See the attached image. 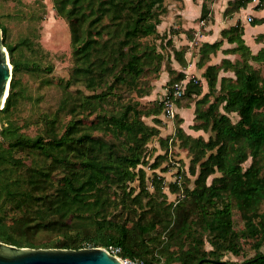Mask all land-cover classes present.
Returning <instances> with one entry per match:
<instances>
[{
	"label": "trees",
	"instance_id": "trees-1",
	"mask_svg": "<svg viewBox=\"0 0 264 264\" xmlns=\"http://www.w3.org/2000/svg\"><path fill=\"white\" fill-rule=\"evenodd\" d=\"M252 1L230 3L225 15ZM54 5L70 28L73 66L70 79L58 83L57 109L35 119V135L25 133L16 118L20 105L35 101L21 74L50 73L49 54L32 30L10 44L9 30L0 21L12 65L9 95L0 109V242L31 249L115 246L121 257L146 264H264L260 252L240 263L223 259L226 253L240 255L243 240L255 239L258 250L264 244V79L254 67L264 64V49L252 54L240 23L224 30L222 37L236 44L226 53L241 59L208 66L203 74L208 93L190 81L177 102L195 103L193 129L210 132V137L187 135L176 117L175 135L164 139L145 122L163 114L162 103L140 100L151 94L163 66L170 76L167 87L186 78L173 69L171 55L161 51L164 42L172 46L157 29L165 0H54ZM208 12L204 4L200 19ZM263 23L264 18L253 21ZM221 46L222 41L204 44L198 66ZM171 50L186 67V48ZM222 70L234 77L220 79ZM155 137L165 154L149 166L151 192L144 167ZM170 142L187 151L188 174L195 177L194 187L181 191V178L186 184L191 179L178 166L171 187L180 195L173 203L164 192V178L155 172L168 162ZM166 167L160 171H171V164ZM136 181L138 192L131 186ZM235 210L243 229L234 227ZM45 233L55 235L53 240L40 242Z\"/></svg>",
	"mask_w": 264,
	"mask_h": 264
},
{
	"label": "rangeland",
	"instance_id": "rangeland-1",
	"mask_svg": "<svg viewBox=\"0 0 264 264\" xmlns=\"http://www.w3.org/2000/svg\"><path fill=\"white\" fill-rule=\"evenodd\" d=\"M0 21L9 30V43L15 44L20 38L27 36L30 31L38 35V39L42 47L49 54L48 63L52 68L51 72H43L38 76H32L31 73L21 74L23 84L27 88V94H29L32 100H27L26 103L20 105L16 118L20 125L23 126V131L29 135H35L38 133V126L35 125V119L40 113L43 112H54L57 109L59 99L61 98V89L59 82L68 81L71 76L73 58H72V47H71V33L70 28L66 20L61 18L54 5V0H0ZM150 42H153L150 39ZM157 45L160 43L157 41ZM163 47H172L171 45ZM159 49V48H158ZM165 54H170L169 50L166 49ZM12 66V65H11ZM254 67L260 69L262 77L264 79V64H254ZM159 80V79H158ZM158 80L152 82L154 89L148 97L140 100L144 105L153 103H159L162 95V89L164 85L156 86ZM77 88L72 87V90ZM86 94L89 92L85 91ZM137 98V97H135ZM233 121L238 118L236 115H231ZM92 118H89L90 121ZM69 118L64 121L61 128V132L66 129V123L69 122ZM151 118H146L145 122L149 125ZM206 138L208 136L206 135ZM184 151V150H183ZM165 150L160 146L159 137L152 139L148 146V153L146 161L149 162L144 169L147 172V186L151 192L154 191L152 186L153 171L149 169L150 164L154 162L155 157L164 155ZM186 152V151H185ZM168 162L162 163L160 168L155 172L162 178H164L163 189L167 194L168 202H176L180 194L173 193L172 185L176 184V170L178 166L188 174L190 166V156L177 151V148L168 152ZM167 164H171V171L162 172L161 168H165ZM179 164V165H178ZM250 164L248 161L245 164L247 167ZM167 168V167H166ZM189 175V174H188ZM190 176V175H189ZM191 181L189 184L183 183L185 179L180 180L179 185L181 191L187 188H193V181L195 177H189ZM183 180V181H182ZM212 177L208 180L210 183ZM134 188L139 189V182L131 184ZM181 193V192H180ZM182 195V193H181ZM234 227L238 230L244 228V223L237 210L234 211ZM55 235L53 234H42L39 237L40 242H50L53 240ZM257 241L255 239H247L242 241V251L240 255H234L226 253L224 256L225 261L230 262H243L246 259L254 257L258 252L264 253V244L258 250L256 249ZM206 250H211V245L206 242Z\"/></svg>",
	"mask_w": 264,
	"mask_h": 264
},
{
	"label": "crops",
	"instance_id": "crops-1",
	"mask_svg": "<svg viewBox=\"0 0 264 264\" xmlns=\"http://www.w3.org/2000/svg\"><path fill=\"white\" fill-rule=\"evenodd\" d=\"M234 1L236 0H165L166 12L161 17L162 22L157 28L158 33L160 35H167V40H170L172 47L176 50L186 48L184 59L187 66L183 67L174 58L171 47H167V50L171 53V65L174 70L183 73L188 79L195 77L200 80L202 82L203 95L209 91L207 81L203 77L208 66L220 65L223 60L235 63L241 59L237 53H226L227 50L235 48L236 44L230 43L222 37L224 30L233 28L240 23L244 29L243 40L252 54L257 55L264 49V40L262 39V36H264V23L253 25L254 20L264 18V5H260V0H253L246 8H241L239 11L226 16V10L230 7V3ZM204 4L209 12L207 17L202 20L200 18ZM258 5L261 7L260 9H256ZM249 18L252 21L249 22ZM221 41V48L215 54H211L209 61L203 67L198 66L202 58L200 53L201 47L204 44L212 45ZM164 46H167L165 42ZM163 48L161 51L166 52ZM223 77L233 78L234 74L233 72L222 70L219 78L222 79ZM169 79V73L165 69V66H163L160 79L156 83V86H165L162 89L159 102L163 98ZM219 89L220 84H218L216 95ZM179 103L176 104V117L182 120L181 128L183 131L193 138L203 137L205 140H208L211 135L210 132L193 129L195 124V103H191L188 106ZM176 117L175 119H168L163 114L159 117H151L149 125L158 128L160 138L172 137L176 131ZM155 120H159L160 123L157 125ZM206 135L208 138H206ZM174 148H177V151L186 155L187 158V151H183L178 144L176 147L172 146L170 142L168 152Z\"/></svg>",
	"mask_w": 264,
	"mask_h": 264
},
{
	"label": "water",
	"instance_id": "water-1",
	"mask_svg": "<svg viewBox=\"0 0 264 264\" xmlns=\"http://www.w3.org/2000/svg\"><path fill=\"white\" fill-rule=\"evenodd\" d=\"M12 66L0 29V109L9 95ZM0 264H123L103 248L31 249L0 242ZM201 264V263H199Z\"/></svg>",
	"mask_w": 264,
	"mask_h": 264
},
{
	"label": "built area",
	"instance_id": "built-area-1",
	"mask_svg": "<svg viewBox=\"0 0 264 264\" xmlns=\"http://www.w3.org/2000/svg\"><path fill=\"white\" fill-rule=\"evenodd\" d=\"M248 21H252L251 18ZM190 81H193L199 85H202V82L195 77L188 79L187 77L180 82H176L172 87H167L163 98L161 100L163 106V115L168 119H175L176 117V104L181 100L186 92L187 85ZM89 248V247H88ZM91 248V247H90ZM111 255L118 258L123 264H146L143 260L140 259H130L123 258L120 256L122 250L119 247L110 246L108 248H103Z\"/></svg>",
	"mask_w": 264,
	"mask_h": 264
}]
</instances>
